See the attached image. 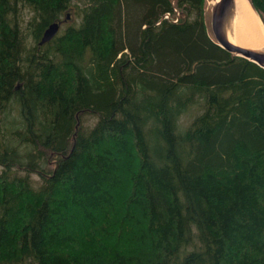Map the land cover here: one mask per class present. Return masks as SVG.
I'll list each match as a JSON object with an SVG mask.
<instances>
[{"label":"trees","instance_id":"1","mask_svg":"<svg viewBox=\"0 0 264 264\" xmlns=\"http://www.w3.org/2000/svg\"><path fill=\"white\" fill-rule=\"evenodd\" d=\"M210 1L0 0V264H264V68Z\"/></svg>","mask_w":264,"mask_h":264},{"label":"bare ground","instance_id":"2","mask_svg":"<svg viewBox=\"0 0 264 264\" xmlns=\"http://www.w3.org/2000/svg\"><path fill=\"white\" fill-rule=\"evenodd\" d=\"M219 0H211V4ZM224 29L228 40L236 46L264 51V22L250 0H233Z\"/></svg>","mask_w":264,"mask_h":264},{"label":"water","instance_id":"3","mask_svg":"<svg viewBox=\"0 0 264 264\" xmlns=\"http://www.w3.org/2000/svg\"><path fill=\"white\" fill-rule=\"evenodd\" d=\"M232 3H233V0H219L217 1V3L213 4L211 15H210L211 16L210 17V27L214 35V39L218 45H220L221 47H223L230 53L245 57L264 68V51H257V50H252V49L236 46L233 43H231L226 36L224 24L227 19V14L229 12V9ZM69 19H70V15L67 16V20ZM60 28H61V22L51 23L45 29L39 44L44 45L47 42L51 41L58 34V32L60 31Z\"/></svg>","mask_w":264,"mask_h":264},{"label":"rangeland","instance_id":"4","mask_svg":"<svg viewBox=\"0 0 264 264\" xmlns=\"http://www.w3.org/2000/svg\"><path fill=\"white\" fill-rule=\"evenodd\" d=\"M212 7H213V5L211 4V1L209 2V6H208V8H207V20H208V25H209V33L212 35V37L214 38V35H213V33H212V31H211V27H210V15H211V11H212ZM27 17H28V15H27ZM71 17V16H70ZM71 19V18H70ZM70 19L69 20H67V22H64L63 24H61V29L64 27V26H66L67 24H68V22L70 21ZM60 29V30H61ZM187 117L186 118H184V121L186 122L187 121ZM86 122H87V124H94L95 122H96V117H94V116H91V115H87L86 116ZM0 171H2V168L0 167ZM34 177H36V176H34Z\"/></svg>","mask_w":264,"mask_h":264},{"label":"built area","instance_id":"5","mask_svg":"<svg viewBox=\"0 0 264 264\" xmlns=\"http://www.w3.org/2000/svg\"><path fill=\"white\" fill-rule=\"evenodd\" d=\"M167 17H169V16H167Z\"/></svg>","mask_w":264,"mask_h":264}]
</instances>
